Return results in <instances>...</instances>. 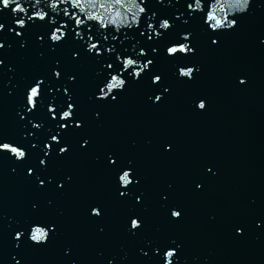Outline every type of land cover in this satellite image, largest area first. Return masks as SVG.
<instances>
[{
    "label": "water",
    "instance_id": "water-1",
    "mask_svg": "<svg viewBox=\"0 0 264 264\" xmlns=\"http://www.w3.org/2000/svg\"><path fill=\"white\" fill-rule=\"evenodd\" d=\"M18 2L0 10V140L26 156L0 154V264H174L169 245L176 264H264V0ZM113 75L125 85L98 92Z\"/></svg>",
    "mask_w": 264,
    "mask_h": 264
},
{
    "label": "snow or ice",
    "instance_id": "snow-or-ice-1",
    "mask_svg": "<svg viewBox=\"0 0 264 264\" xmlns=\"http://www.w3.org/2000/svg\"><path fill=\"white\" fill-rule=\"evenodd\" d=\"M117 3L120 2V0H116ZM241 2V0H236V3L239 4ZM244 3H247V0H243ZM68 3L72 4L73 7H75L76 5H78L80 3V0H74V3H73V0H68ZM15 5V6H13ZM100 7H104V5H100ZM3 8H10L11 11L13 13L17 12L18 10L21 9V4L18 2V0H0V10H2ZM186 8L187 9H192L193 8V3L192 2H188L186 3ZM65 15L71 17L72 19H75L77 21V25L79 26V24H81L83 21H81L80 19H78L77 15H76V12H69V10L67 8L63 9ZM77 11H78V8H77ZM140 12L141 13H144L145 12V9L144 7H141L140 8ZM47 13H37L36 16H38L40 19H44L46 17ZM35 18V16H29L28 19H33ZM135 19V17H133ZM88 19V16L87 15H84V20H87ZM207 21H214V23H211L209 26L213 29H216L218 27H223L225 24L229 27L235 25L236 23V20L233 19L231 21H228L226 18L222 21L221 19H217L215 14L212 13V12H209L207 17H206V22ZM17 23L21 25V27L23 26L24 24V20L22 18L18 19L17 20ZM104 27H107V25H103ZM2 25H0V29H2ZM63 25H61L59 28L55 29L52 36H51V39L53 40H60L64 33L62 31L63 29ZM149 27H152L151 25H149ZM161 28H168L169 27V24H168V21L167 19H164L160 25ZM155 31V29H153ZM75 31V30H74ZM57 33H59V35H57ZM16 35H20L19 32H16ZM77 36H80V34L77 32L76 33ZM81 39H83L82 36H80ZM149 39H151V33H149V36H148ZM92 36H89L87 38L88 40V50L89 52H91L92 50H96V54L98 55L99 52H100V48L98 47V42L97 43H92ZM211 39V43L214 45L216 44V40L217 38L215 36H211L210 37ZM3 45L0 44V48H2ZM184 50V49H182ZM188 50H191V49H188ZM141 51H143V49H141ZM170 52L174 53L176 52V48H170L169 49ZM152 63L151 60L149 59H145V63H144V68H147L148 65H150ZM132 66V71L130 72V75H135L137 77H139L140 75V71H142L143 69L137 71L135 69V65H136V61L134 59H127L126 60V63L124 65V67L127 69L128 66ZM108 68L111 69L112 68V65L111 63L108 64ZM191 72V69H189L188 72L184 73V75H189ZM57 76L60 75L59 72L56 73ZM73 79H75L73 77ZM160 78L159 76H153L152 77V80L153 81H158ZM240 83H244L243 80H240ZM125 85V79H118V77L116 75H113L111 76V79L107 81V83H105L103 85V87H98V92L102 93L103 95L107 96L109 94L107 90H113V89H116L118 87H122ZM38 88H39V82H37L36 84V87H32L30 89V95L28 96V100L29 102L32 104V107H29L28 108V111L31 112L32 110H34L35 106H36V103L37 101H34L33 100V97H38L39 93H38ZM65 93H67L68 89L65 88ZM112 100H115L116 99V96H112L111 97ZM161 97L159 95H156L155 96V101H160ZM199 107L201 109L205 108V104L203 102H201L199 104ZM66 108L67 110H64V109H60L59 110V116L61 117L62 120H64L63 123L59 124L58 125V128H61V129H66L70 126L69 122L73 121V120H68V119H65V118H68V117H71L73 115V109H74V105L72 104L71 102V99L69 98V102L67 103L66 105ZM58 111H55L53 110L52 111V118L54 119L56 117V113ZM80 126V123H75V127H79ZM33 127H39L38 125H33ZM60 136V132L57 131L55 134H53L51 136V139L52 140H57V143H59V140L57 139L58 137ZM16 144L14 142H4L3 140H0V154L2 153H13L17 159H20V158H23L26 156V153L24 151V149L22 147H18V146H15ZM33 147H35V145H33ZM52 147V145L50 143H47L44 145V148L46 149L45 151V156L48 155V149H50ZM67 149L65 147H61L59 148V152L63 153L65 152ZM166 150H170V148H166ZM109 163L112 164V165H115L117 163V161L115 159H112V158H109ZM40 164L41 165H44L46 164L45 160H41L40 161ZM32 174V171L29 170V175ZM129 177V172L128 171H123V175L119 177L120 181H123L125 184H129L131 183V181L128 179ZM133 179V177H132ZM134 180V179H133ZM39 184L40 186H43L44 182L41 180L39 181ZM199 187V186H198ZM120 196H125L126 195V192L125 191H120ZM137 201H139V198H137ZM93 212L96 213V215H99L100 214V210L99 209H92ZM172 216L174 217H179L180 216V212L179 211H173L171 213ZM131 226L133 228H137L139 227V225L137 224V221L135 219H133L131 221ZM237 232L238 233H241V230L240 229H237ZM46 237V233H44L41 229L37 228L34 230L32 236H31V239L34 240V241H39L41 239H44ZM16 238L19 239L20 238V233L17 232L16 233ZM171 250L167 251V255L170 256V257H174V264H176V257H177V251L175 250V247L174 246H171L169 245L168 246ZM163 250V249H162ZM16 264H20V261L17 260L16 261ZM159 264H164L163 261H160ZM168 264H173V261H168Z\"/></svg>",
    "mask_w": 264,
    "mask_h": 264
}]
</instances>
